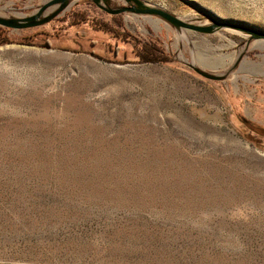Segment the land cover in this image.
<instances>
[{
  "label": "rangeland",
  "instance_id": "1",
  "mask_svg": "<svg viewBox=\"0 0 264 264\" xmlns=\"http://www.w3.org/2000/svg\"><path fill=\"white\" fill-rule=\"evenodd\" d=\"M139 1L215 27L91 0L0 26V264H264V0Z\"/></svg>",
  "mask_w": 264,
  "mask_h": 264
},
{
  "label": "water",
  "instance_id": "2",
  "mask_svg": "<svg viewBox=\"0 0 264 264\" xmlns=\"http://www.w3.org/2000/svg\"><path fill=\"white\" fill-rule=\"evenodd\" d=\"M70 0H47L45 1L35 12L28 16H20V17H14V18H6L0 16V26L8 27V28H28L33 27L37 25H41L48 20L52 19L54 16H56L69 2ZM95 5H97L100 8L105 9L110 14H117L120 12H123L125 10H133L135 9L136 12L140 13H147V14H154L156 16H159L172 24L175 27H182L186 29H190L193 31L198 32H206L215 27V25L211 26H196L192 25L186 22L181 21L180 19L176 18L174 15L158 8L153 7H147L143 5L139 0H125L126 2H132L135 4V6L132 8L130 7H120L115 9H106L99 3V0H91ZM105 2L106 0H102ZM50 6H56V8L51 11L48 14H44V11L46 8ZM138 7V8H137ZM193 71H195L197 74L201 75L204 78L218 80L221 79V76L214 75L211 73H207L198 67L190 66Z\"/></svg>",
  "mask_w": 264,
  "mask_h": 264
},
{
  "label": "trees",
  "instance_id": "3",
  "mask_svg": "<svg viewBox=\"0 0 264 264\" xmlns=\"http://www.w3.org/2000/svg\"><path fill=\"white\" fill-rule=\"evenodd\" d=\"M109 32V31H108ZM140 52L136 54V58L141 62H147V63H163L166 62L168 59L164 56L161 49L155 44L150 43H141L140 45ZM242 126L246 131L252 132L256 135H259L261 137H264V127H261L259 125L253 124L251 122L246 121L245 119L241 118ZM253 138H251L252 140ZM254 140V139H253ZM258 144V142L256 141ZM258 146L262 149H264V145L261 143L258 144Z\"/></svg>",
  "mask_w": 264,
  "mask_h": 264
},
{
  "label": "bare ground",
  "instance_id": "4",
  "mask_svg": "<svg viewBox=\"0 0 264 264\" xmlns=\"http://www.w3.org/2000/svg\"><path fill=\"white\" fill-rule=\"evenodd\" d=\"M231 59H232V57H229V61H230ZM211 63H212V62H211ZM211 63H210V64H211ZM207 64H208V63H207ZM209 66H210V65H209Z\"/></svg>",
  "mask_w": 264,
  "mask_h": 264
}]
</instances>
